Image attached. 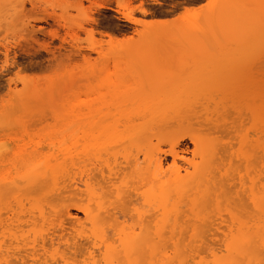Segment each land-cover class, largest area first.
<instances>
[{
	"label": "bare ground",
	"instance_id": "6f19581e",
	"mask_svg": "<svg viewBox=\"0 0 264 264\" xmlns=\"http://www.w3.org/2000/svg\"><path fill=\"white\" fill-rule=\"evenodd\" d=\"M196 14L191 6L141 23L170 27ZM121 38L110 42L124 49ZM216 51L239 56L213 62L231 74L203 92H168L114 60L120 74L103 66L88 91L96 99L70 102L65 126L1 125L0 264H163L166 237L208 234L249 260L264 242V68L244 47ZM194 83L171 88L203 87ZM172 130L181 132L168 148L151 144Z\"/></svg>",
	"mask_w": 264,
	"mask_h": 264
},
{
	"label": "rangeland",
	"instance_id": "374dc122",
	"mask_svg": "<svg viewBox=\"0 0 264 264\" xmlns=\"http://www.w3.org/2000/svg\"><path fill=\"white\" fill-rule=\"evenodd\" d=\"M126 1L136 8L131 16L141 22L157 17L177 19L191 6L198 14L177 20L170 27H147L124 17L128 10L119 7L123 0H0V126L29 125L35 129L33 133L65 126L70 102L96 99L88 91L104 76L103 66L110 64L108 73L120 74L112 66L114 60L129 63L132 73L143 74L140 79L168 86V92H200L230 75L225 64L213 62L229 61L239 53L210 52L215 47H244L249 53L245 57L255 60L259 69L264 68V0ZM140 7L148 14L144 15ZM87 29L96 33L90 35ZM111 37L126 38L127 47H115ZM150 62L161 65L136 68ZM138 80L131 78L127 85H142ZM192 82L203 87L171 88ZM180 132H161L151 144L166 149ZM14 139L16 145L24 143L20 134ZM166 238L163 264H264L261 240L254 242L256 250L248 251L246 261L230 253L226 247L230 241L220 236Z\"/></svg>",
	"mask_w": 264,
	"mask_h": 264
}]
</instances>
